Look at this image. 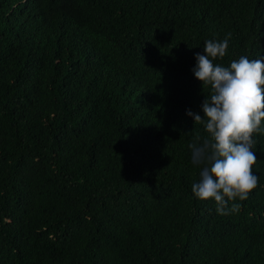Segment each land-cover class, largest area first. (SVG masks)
I'll return each instance as SVG.
<instances>
[{
  "label": "trees",
  "instance_id": "obj_1",
  "mask_svg": "<svg viewBox=\"0 0 264 264\" xmlns=\"http://www.w3.org/2000/svg\"><path fill=\"white\" fill-rule=\"evenodd\" d=\"M228 34L264 60V0H0V264H264V133L238 212L192 192Z\"/></svg>",
  "mask_w": 264,
  "mask_h": 264
},
{
  "label": "clouds",
  "instance_id": "obj_2",
  "mask_svg": "<svg viewBox=\"0 0 264 264\" xmlns=\"http://www.w3.org/2000/svg\"><path fill=\"white\" fill-rule=\"evenodd\" d=\"M230 35L222 41L207 40L205 54H196L192 71L203 90L210 91L201 106L203 117L187 111L207 133L188 145L191 162L203 165L192 192L200 200H213L221 215L238 212L240 205L234 201L246 200L258 186L254 135L264 133V60L240 56L229 66L214 63L226 56Z\"/></svg>",
  "mask_w": 264,
  "mask_h": 264
}]
</instances>
